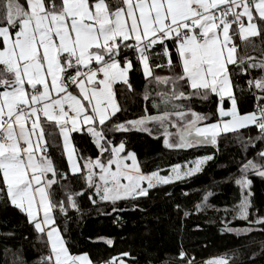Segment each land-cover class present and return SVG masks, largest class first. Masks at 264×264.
<instances>
[{
    "label": "snow or ice",
    "instance_id": "obj_1",
    "mask_svg": "<svg viewBox=\"0 0 264 264\" xmlns=\"http://www.w3.org/2000/svg\"><path fill=\"white\" fill-rule=\"evenodd\" d=\"M237 37L259 55L238 56ZM165 68L167 75L155 71ZM136 70L149 84L166 86L152 101L159 115L145 108V115L113 124L121 111L113 86L122 83L132 91L129 76ZM234 71L260 73L246 80L255 111L239 110L236 91L245 89L233 82ZM210 97L215 98L214 122L211 114L191 107L194 98ZM143 98L149 100L147 91ZM108 124V131L149 136V124H158L168 149L216 145L222 134L252 126L260 134L256 139L264 141V0H0V197L25 216L41 240L46 237L47 251L38 264H91L87 254L70 253L56 227V210L66 214L76 208V196L115 205L191 176L212 159L199 158L187 170L174 165L167 176L158 170L146 174L124 141L107 138ZM51 126L63 142L66 172L48 152L55 139L46 132ZM85 131L98 150L95 158L77 155L72 146L70 133ZM66 173L82 178L80 192L66 185L63 192L56 190ZM249 174L264 178V149L242 161L235 180L241 189L237 216L245 220L252 195ZM249 223L264 224V217ZM179 255L183 259L186 253ZM8 264L27 262L13 253ZM213 264L229 261L217 258Z\"/></svg>",
    "mask_w": 264,
    "mask_h": 264
},
{
    "label": "trees",
    "instance_id": "obj_2",
    "mask_svg": "<svg viewBox=\"0 0 264 264\" xmlns=\"http://www.w3.org/2000/svg\"><path fill=\"white\" fill-rule=\"evenodd\" d=\"M235 42L238 56L259 55L258 51H253L251 44L240 42L238 37ZM259 44L257 40V48ZM129 54L135 62V55ZM229 67L231 69L233 66ZM155 71L160 75L168 74L167 68ZM259 74L255 72L251 76ZM251 76H238L233 72V82L245 89L244 92L239 88L236 91L242 113L254 108L255 99L247 91L246 84ZM129 79L132 91L122 83L113 86L121 108L113 124L137 119L145 115V108L149 109L147 114L159 115L152 101L159 100L156 93L166 86L149 84L139 70L131 72ZM146 91L149 93L148 101L143 98ZM191 107L198 113L211 114L209 122L215 121L214 97L208 100L194 98ZM111 127L112 124H108L104 129L107 138L116 144L124 141L127 150L136 155L144 173L158 170L166 174L170 167L177 164L200 157L211 156L212 159L206 160L199 171L191 176L157 185L149 190L147 196L120 200L115 205L102 202L99 198L93 204L88 195L76 196V208H67L66 214H61L57 209L55 214L56 227L71 254L86 253L94 264L104 263L111 258H121L132 264H189V261L213 264L217 258H226L229 264H264V224L249 223L257 217H264V178L249 174V190L252 193L249 198L250 214L247 220L237 216L241 189L235 180L240 176L241 163L257 158V153L264 149V141L256 139L260 134L254 126L236 133L222 134L216 145L209 143L172 149L164 147L162 130L157 131L158 124H149L153 128L152 136L138 131H108ZM46 132H51L55 137L49 141V155L60 171L66 172L67 161L63 156L59 130L51 126ZM249 137L253 138L250 144L247 143ZM172 139L178 141L175 136ZM71 140L77 155L95 158L99 154L86 131L72 132ZM66 174L67 179L59 180L55 185L56 190L63 192L66 185L68 190L80 192L84 185L82 178ZM84 191L87 192L86 187ZM186 199L190 203L185 208V218L178 224L155 213L157 206L168 210L174 202ZM166 227L184 233L215 232L183 244L177 237L168 235ZM246 229L250 231H243ZM108 240L112 243L108 244ZM45 241L46 237L41 240L24 215L0 197V264H8L13 259V253L19 254L27 264H38L41 254L47 251ZM5 249L9 251L5 253ZM182 250L186 253L183 259L179 255ZM122 253L128 255L122 256Z\"/></svg>",
    "mask_w": 264,
    "mask_h": 264
},
{
    "label": "rangeland",
    "instance_id": "obj_3",
    "mask_svg": "<svg viewBox=\"0 0 264 264\" xmlns=\"http://www.w3.org/2000/svg\"><path fill=\"white\" fill-rule=\"evenodd\" d=\"M245 23H247L246 20H245ZM177 139H178V137H176V140ZM70 140H71V133H70ZM61 143H62V148H63L62 139H61ZM71 143H72V140H71ZM72 146H73V144H72ZM200 158H202V157H200ZM198 159L199 158H196V159H194L192 161H189V162H186V163L177 164V165L181 166V170H187V169L192 168L194 166L195 162ZM205 161L206 160H204L200 164V167L202 166V164ZM80 163H83V162H80ZM128 163H131V161H128ZM172 168H173V166L169 168V170H168V172L166 174H163L160 171H159V173H160V175L167 176V175H169L172 172ZM189 203H190L189 199H186V200H183V201H180V202H174L173 205L168 210H164L162 208V206H157L155 208V213L158 216L163 217L165 219H171L174 223L178 224L185 218V215H186L185 208L189 205ZM166 232H167L168 235L177 237L179 239V241L184 244V243H187V242H190V241H194V240L206 237V236H208L210 234H213L215 231L205 232V233H184V232H180V231H174L170 227H166ZM80 254H86V253H80ZM80 254H73V255H80ZM121 261H123V264H132V263H128V262L124 261L121 258L115 260V264H121ZM91 264H94V263L91 262ZM101 264H104V263H101Z\"/></svg>",
    "mask_w": 264,
    "mask_h": 264
},
{
    "label": "built area",
    "instance_id": "obj_4",
    "mask_svg": "<svg viewBox=\"0 0 264 264\" xmlns=\"http://www.w3.org/2000/svg\"><path fill=\"white\" fill-rule=\"evenodd\" d=\"M255 107H256V101L254 102V108H253V111H255Z\"/></svg>",
    "mask_w": 264,
    "mask_h": 264
}]
</instances>
